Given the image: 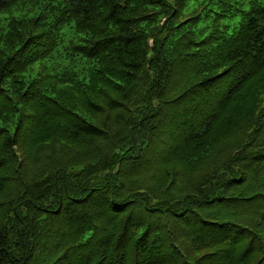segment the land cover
<instances>
[{
	"label": "trees",
	"instance_id": "16d2710c",
	"mask_svg": "<svg viewBox=\"0 0 264 264\" xmlns=\"http://www.w3.org/2000/svg\"><path fill=\"white\" fill-rule=\"evenodd\" d=\"M0 264H264V0H0Z\"/></svg>",
	"mask_w": 264,
	"mask_h": 264
}]
</instances>
